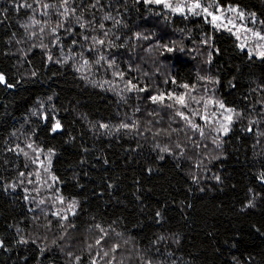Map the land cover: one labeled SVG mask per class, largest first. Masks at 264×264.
Listing matches in <instances>:
<instances>
[{"label":"trees","instance_id":"obj_1","mask_svg":"<svg viewBox=\"0 0 264 264\" xmlns=\"http://www.w3.org/2000/svg\"><path fill=\"white\" fill-rule=\"evenodd\" d=\"M209 1L264 27V0ZM61 3L0 0V264H264V58L202 15ZM193 97L230 133L194 129Z\"/></svg>","mask_w":264,"mask_h":264},{"label":"rangeland","instance_id":"obj_2","mask_svg":"<svg viewBox=\"0 0 264 264\" xmlns=\"http://www.w3.org/2000/svg\"><path fill=\"white\" fill-rule=\"evenodd\" d=\"M181 0H173V4L176 3H180ZM200 2L204 5V6H208L209 7V11L212 12L213 14L216 15H222L223 17H225L224 23L220 26V27H215L216 29L220 30V31H227L229 33H231L232 35L235 36V38L237 39L240 47L244 50H246L250 55H253L255 57H259L258 53L264 51V40L259 39L255 33H260L261 35H264V27L261 28L260 26H257L255 24V18L250 19L248 16H246L244 14L243 18L241 19L239 17V13L241 12L240 10L236 11V12H232L229 11V8H234V7H221L216 5L214 2H211L209 0H200ZM191 3V0H188V4ZM217 8L221 9L222 11L217 12ZM169 10V9H168ZM171 11V10H170ZM173 12V11H171ZM173 13H177V12H173ZM196 13L198 15H202L203 17L207 18L209 21L211 20V17L207 16L206 14H204L202 12V10L198 9L196 10ZM179 15H190L193 13H189L187 11V6L185 7V11L183 13H177ZM227 19H231L233 21V23L236 25V27H233L232 25L227 24ZM219 23V22H217ZM213 24V23H212ZM215 98L210 97L208 99V101H212L213 103H208V101L206 102H202L197 106V113H196V118L198 119V125L201 128H204V130H208L209 133L214 134V136L216 137H224L227 134L230 133L231 128L234 125V121H235V113H233V122L229 125V131L227 132V134L222 133V131H219V125L220 123H227V121H224L222 118V113L223 110L220 109L218 107V104L215 100ZM205 105H207L205 107ZM213 113H215V117L213 118ZM203 114H207L211 119L212 122L211 123H207L205 122L203 119H201V116ZM225 115L227 113H224ZM195 123H192V125ZM39 156V154L36 155L35 157V161L37 163L38 166V177L41 179V182L43 185H45V188L50 187V181L47 182V167L44 166V161L43 159H41V156L39 158H37ZM38 177H33L36 178V182H34V180L30 181V184L33 186L34 183H37L39 187L40 184V180L38 179ZM35 186V185H34ZM36 187V186H35ZM46 197L47 199H53L51 197L50 194H46L44 196L43 202H45V204H49L46 201ZM35 199V198H34ZM66 211V210H64Z\"/></svg>","mask_w":264,"mask_h":264},{"label":"snow or ice","instance_id":"obj_3","mask_svg":"<svg viewBox=\"0 0 264 264\" xmlns=\"http://www.w3.org/2000/svg\"><path fill=\"white\" fill-rule=\"evenodd\" d=\"M143 2L145 4L163 5L165 8H167L173 12H177V13H183L185 11L186 6H187V11L189 13H193V14H197L196 10L200 9V10H202V12L204 14L211 17V20L209 22L213 23V26H215V27H220L224 23V20H225V17H223L222 15H216V14H213L212 12H210L209 7L204 6L200 2V0H191L190 4H188V0H181L180 3H176V4H173V0H143ZM69 3H70V0H62L61 7L63 8V11L61 12V15H66L69 13V11H70L68 8ZM98 3H99V0H96V4H98ZM96 4H93L92 7H96ZM21 6H26L29 8L31 7L30 4L21 5ZM51 6L52 5L45 3L43 5V8L45 10H47ZM228 10L232 11V12L238 11L235 8H229ZM220 11H222V10L217 8V12H220ZM71 12H72V14H75V9H71ZM44 14H47V13L45 12ZM243 16H244V14L242 12H240L239 17L242 19ZM77 19H79V18H77ZM104 19H109V17L105 16ZM217 22H219V23H217ZM39 23H40V21H37V20L32 21L33 26H35L36 24H39ZM227 24L232 25L233 27H236V25L233 23V21L231 19H227ZM57 27H62V24L58 23ZM81 27H84V25L81 24ZM100 27L103 28V25L101 24ZM40 31L43 32L44 29L41 28ZM52 32H53V35L56 34L55 29H52ZM105 35H107V33H105ZM255 35L259 39L264 40V35H261L260 33H255ZM84 39L88 40L89 37L85 36ZM92 39H95V38H92ZM95 42L102 45L104 43V40L99 39V40H95ZM75 43H76V41L74 40L73 44H75ZM169 51H171V49H169ZM258 55L260 58H264V51L259 52ZM49 59H51V57H49ZM85 63H87V61H85ZM0 84H6L5 77L2 74H0ZM6 86L12 87L13 85L6 84ZM135 87H136L135 85L130 84V90L135 88ZM182 87L189 89V91L194 90V89H190L189 85H187V84L182 85ZM140 91H143V89H140ZM187 96H188V93H183V94H178V95H173L170 93L167 95V97H165L163 94H161V95H157V96H152V97H150V99L153 103H163L165 99H168L170 101H173L174 104L179 105L181 108H187L189 106L188 101H187ZM192 99L194 102L200 103V101L195 100V97H193ZM208 103H213V102L208 101ZM206 106L207 105H205V107ZM168 107H172V104H169ZM218 107L223 110V113L221 114L223 120L227 121V123H220L218 130L222 131V133H224V134H227V132L229 131V125L233 122V113L235 112V110L226 107L222 102L218 104ZM224 113H227V114L225 115ZM176 115L180 116L184 120L189 119V117L184 112H181V111H177ZM214 117H215V113H213V118ZM201 119H203L207 123L212 122V119L207 114H203L201 116ZM191 126L194 129H199V127H200L199 125H194V124ZM60 127H61V125H60L59 121H57L53 127V131L60 129ZM100 127L107 128V125H101ZM121 127L127 128L128 125L122 124ZM248 131H252V129L249 128ZM201 134H203V133L201 132ZM28 147H31V145H28ZM165 151H167V149H165ZM60 202L63 203V200H61ZM70 210H71V206H70ZM157 215H159V213H157ZM65 219H66V217H65ZM100 242H101L100 240H97L98 244ZM0 246H2V245H0ZM93 264H95V262H93Z\"/></svg>","mask_w":264,"mask_h":264}]
</instances>
